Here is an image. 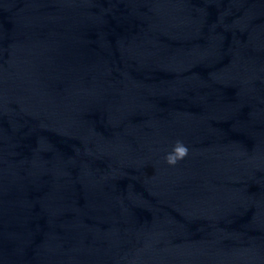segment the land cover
<instances>
[{
	"label": "water",
	"instance_id": "1",
	"mask_svg": "<svg viewBox=\"0 0 264 264\" xmlns=\"http://www.w3.org/2000/svg\"><path fill=\"white\" fill-rule=\"evenodd\" d=\"M0 264H264V0H0Z\"/></svg>",
	"mask_w": 264,
	"mask_h": 264
},
{
	"label": "clouds",
	"instance_id": "2",
	"mask_svg": "<svg viewBox=\"0 0 264 264\" xmlns=\"http://www.w3.org/2000/svg\"><path fill=\"white\" fill-rule=\"evenodd\" d=\"M188 154V146L182 140L178 139L175 141L172 150L165 155L164 160L168 165L174 166Z\"/></svg>",
	"mask_w": 264,
	"mask_h": 264
}]
</instances>
